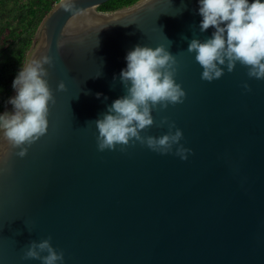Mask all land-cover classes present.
I'll return each instance as SVG.
<instances>
[{"label": "water", "instance_id": "95a60500", "mask_svg": "<svg viewBox=\"0 0 264 264\" xmlns=\"http://www.w3.org/2000/svg\"><path fill=\"white\" fill-rule=\"evenodd\" d=\"M106 1L59 0L28 51L25 65L53 58L45 67L56 102L24 157L0 129V264H42L24 253L49 237L64 254L57 264H264V79L239 62L201 79L186 50L215 29L200 31L198 0L100 10ZM137 45H164L177 57L174 79L186 97L153 109L142 135H164L174 122L191 150L186 160L178 145L168 154L138 141L98 150L95 121L126 94L120 73ZM61 80L66 90L57 91ZM12 111L8 103L2 114Z\"/></svg>", "mask_w": 264, "mask_h": 264}, {"label": "clouds", "instance_id": "9594fccd", "mask_svg": "<svg viewBox=\"0 0 264 264\" xmlns=\"http://www.w3.org/2000/svg\"><path fill=\"white\" fill-rule=\"evenodd\" d=\"M202 16L201 32L213 27L212 37L201 41L193 38L187 52L195 54V61L203 69L201 79L211 82L235 70L237 63L248 68V76L264 79V0H198ZM70 4H65L67 11ZM58 41L57 47L63 46ZM127 67L120 73L126 94L108 106L107 112L95 121L98 129L99 151L115 150L117 145L140 142L160 154H168L175 147V154L187 159L191 151L180 141L181 129L169 123V132L157 136H145L142 132L154 124L153 109H167L169 104L183 103L186 91L174 79L177 72V57L164 45L158 47L137 45L126 55ZM53 58L44 55L33 59L21 68L12 87L16 95L8 103L14 111L0 114V129L20 157L27 155L28 147L46 134L49 127L50 104L56 98L50 88L49 71ZM115 79V78H114ZM61 80L57 91L66 90ZM244 87L250 90L247 83ZM101 94L97 93L99 98ZM107 99V97H105ZM168 123L165 117L160 126ZM25 259H37L42 264H57L64 259L51 243V237L33 240L24 253Z\"/></svg>", "mask_w": 264, "mask_h": 264}, {"label": "trees", "instance_id": "16d2710c", "mask_svg": "<svg viewBox=\"0 0 264 264\" xmlns=\"http://www.w3.org/2000/svg\"><path fill=\"white\" fill-rule=\"evenodd\" d=\"M59 0H26L14 20L0 25V114L13 92V81L27 61L28 51L44 17ZM138 0H108L99 5L108 11Z\"/></svg>", "mask_w": 264, "mask_h": 264}, {"label": "rangeland", "instance_id": "374dc122", "mask_svg": "<svg viewBox=\"0 0 264 264\" xmlns=\"http://www.w3.org/2000/svg\"><path fill=\"white\" fill-rule=\"evenodd\" d=\"M26 0H0V25L12 22ZM57 3V2H56Z\"/></svg>", "mask_w": 264, "mask_h": 264}]
</instances>
